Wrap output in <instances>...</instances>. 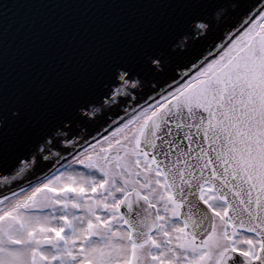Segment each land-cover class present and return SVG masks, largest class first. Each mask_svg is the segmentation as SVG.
<instances>
[{"label": "snow or ice", "instance_id": "obj_1", "mask_svg": "<svg viewBox=\"0 0 264 264\" xmlns=\"http://www.w3.org/2000/svg\"><path fill=\"white\" fill-rule=\"evenodd\" d=\"M148 2L133 55L0 85V264H264V0Z\"/></svg>", "mask_w": 264, "mask_h": 264}, {"label": "water", "instance_id": "obj_2", "mask_svg": "<svg viewBox=\"0 0 264 264\" xmlns=\"http://www.w3.org/2000/svg\"><path fill=\"white\" fill-rule=\"evenodd\" d=\"M7 8L0 18V85L10 98L46 92L45 100L68 86V70L106 55H133L155 38L166 15L148 0H7Z\"/></svg>", "mask_w": 264, "mask_h": 264}]
</instances>
